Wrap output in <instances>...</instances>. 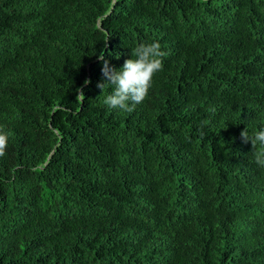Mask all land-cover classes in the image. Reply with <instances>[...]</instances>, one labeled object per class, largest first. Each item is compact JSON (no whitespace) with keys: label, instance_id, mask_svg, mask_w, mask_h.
Listing matches in <instances>:
<instances>
[{"label":"trees","instance_id":"1","mask_svg":"<svg viewBox=\"0 0 264 264\" xmlns=\"http://www.w3.org/2000/svg\"><path fill=\"white\" fill-rule=\"evenodd\" d=\"M153 39L108 108L105 61ZM0 51V264H264V0H16Z\"/></svg>","mask_w":264,"mask_h":264},{"label":"clouds","instance_id":"2","mask_svg":"<svg viewBox=\"0 0 264 264\" xmlns=\"http://www.w3.org/2000/svg\"><path fill=\"white\" fill-rule=\"evenodd\" d=\"M15 3L16 0H0V9L3 7L13 11ZM19 31L20 28L16 26L11 38L18 35ZM166 55L167 52L162 49L160 42L153 39L150 42H139L131 50V56L126 58L119 68H113L105 61L102 72L107 79L105 82H98V87L104 89L108 86L110 91L103 96L102 102L110 109L132 111L148 95L153 77L162 69V58ZM241 135L244 139L250 140L253 146H259L255 159L257 163L264 164V127L252 134L245 128ZM8 142L9 133L0 125V156L5 153ZM258 227L256 222L251 224L239 222L238 229L253 232Z\"/></svg>","mask_w":264,"mask_h":264}]
</instances>
